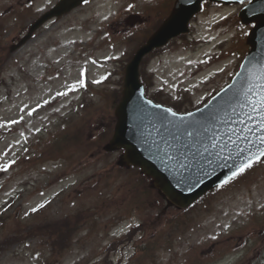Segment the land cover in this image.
Wrapping results in <instances>:
<instances>
[{
  "label": "rangeland",
  "instance_id": "1",
  "mask_svg": "<svg viewBox=\"0 0 264 264\" xmlns=\"http://www.w3.org/2000/svg\"><path fill=\"white\" fill-rule=\"evenodd\" d=\"M56 1L0 0V264H264V159L178 212L137 168H121V150L103 151L133 46L120 25L139 12L151 29L173 0H88L11 51ZM238 10L207 5L193 45L147 59L155 89L190 96L178 109L206 102L237 69L249 31ZM81 80L101 84L73 89Z\"/></svg>",
  "mask_w": 264,
  "mask_h": 264
},
{
  "label": "water",
  "instance_id": "2",
  "mask_svg": "<svg viewBox=\"0 0 264 264\" xmlns=\"http://www.w3.org/2000/svg\"><path fill=\"white\" fill-rule=\"evenodd\" d=\"M81 1L83 0H59L30 26L29 33L17 46L24 43L31 32L46 19L71 9ZM216 1L228 3L244 0ZM200 2L201 0H177L170 16L127 65L122 97L115 109L117 116L115 132L110 143L106 145L107 149L125 148L120 162L140 166L143 172L154 177L152 185L159 187L166 195L169 205L176 204L179 207L189 205L229 174L228 168L217 166L229 152H232V159L228 161L229 166L232 160L240 162L236 156V147L229 141V137L236 141L239 147L245 149L251 147L252 151H255V147L249 145L244 137L258 144L256 137L264 134V131H257L260 117L256 113L247 107L234 109L230 104H234L235 100H229L233 91L241 86V77L237 74L245 73L246 69L251 67L250 61L257 66L264 64V0H251L240 12L242 22L256 21V24L248 39L251 49L232 82L224 88L225 91H220L219 95L216 94L209 100L212 104L207 110L205 105L209 104V101L200 109L188 112L193 114L191 117H188L187 113L177 114L176 118L170 117L176 123H179L178 118L181 116L185 117L186 121H203L208 112L216 110L218 122L206 125L209 128L207 132L203 128L189 127L188 131L196 133L189 137L182 131L177 133L172 125H168V131L165 132L159 121L154 119L155 115H168L165 110L169 108L161 105L157 108L150 100L144 98L143 85L138 79L139 61L152 47L161 45L171 36L186 30L188 20L200 8ZM133 17H129L130 21L134 20ZM242 113L253 117L252 121L245 120L246 126L251 130L249 132L243 131L245 125L239 123ZM173 135H179V141L173 140ZM222 149L224 151L217 159L216 154L221 153ZM244 155H247V152ZM210 161L215 162L209 163Z\"/></svg>",
  "mask_w": 264,
  "mask_h": 264
},
{
  "label": "snow or ice",
  "instance_id": "3",
  "mask_svg": "<svg viewBox=\"0 0 264 264\" xmlns=\"http://www.w3.org/2000/svg\"><path fill=\"white\" fill-rule=\"evenodd\" d=\"M85 3L88 0H84ZM191 63V61H189ZM251 67L246 69L245 73H238L241 77V86L233 91L232 96L229 98L230 101L235 100L234 104H230L234 109H242L244 107L249 108V110L253 113H256L260 119L257 122V131H264V64H260L257 66L256 64H252L250 61ZM79 83L83 84V80L79 81ZM224 92V89L220 90ZM60 93H58L59 95ZM219 95V93H217ZM46 103V101H45ZM149 103H151L149 101ZM212 101H209V104L205 105V109L207 110ZM39 107V105H37ZM155 107L159 108V105ZM168 115H155L154 119L158 120L161 127L164 128L165 132L168 131V125H172L173 128L176 129L177 133L181 131L183 134L191 137L195 135V132L188 131L189 127L203 128L205 132L209 130L206 125H212L218 122L217 111L208 112L206 116H204L203 121H186L185 117H179V123H176L172 118L177 117V113L174 112L171 108L165 110ZM192 113H187L188 117H191ZM245 120L252 121L253 117L248 115L247 113H242L241 118L239 119V123L245 125L243 131L249 132L251 131L245 124ZM173 140L179 141V135H173ZM231 143L236 147V156L239 158V163L235 160H232L231 166H229L228 161L232 159V152H229L227 156L223 158V161L219 163L217 166L220 168H228L229 174H226L224 179L220 180L217 187L228 184L230 181L234 180L236 177L245 173L246 170L250 169L254 163L260 162L262 158H264V134L256 137L258 144L251 140H247V137H244L245 141L255 147V151H252V148H241L238 146L236 141H232V138H228ZM167 144V141H165ZM176 145H168V147H175ZM215 147V144H213ZM227 145H225V148ZM207 150V149H205ZM224 149L221 150V153L216 154V158L219 159L223 153ZM247 152V155L244 153ZM215 161H210L209 163H214ZM5 168L7 165L4 166ZM32 211H36L35 208ZM27 215V213H26ZM224 227H228L225 225Z\"/></svg>",
  "mask_w": 264,
  "mask_h": 264
},
{
  "label": "trees",
  "instance_id": "4",
  "mask_svg": "<svg viewBox=\"0 0 264 264\" xmlns=\"http://www.w3.org/2000/svg\"><path fill=\"white\" fill-rule=\"evenodd\" d=\"M180 104H177V106H179ZM174 106L173 108L176 110L178 107ZM109 130H111V127H109Z\"/></svg>",
  "mask_w": 264,
  "mask_h": 264
}]
</instances>
